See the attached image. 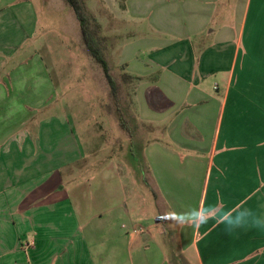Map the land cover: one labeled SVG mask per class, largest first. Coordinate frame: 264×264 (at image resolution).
Instances as JSON below:
<instances>
[{
	"label": "crops",
	"instance_id": "crops-1",
	"mask_svg": "<svg viewBox=\"0 0 264 264\" xmlns=\"http://www.w3.org/2000/svg\"><path fill=\"white\" fill-rule=\"evenodd\" d=\"M48 1L0 0V264H264V227L179 216L219 204L264 224V0H82L119 38L147 173L175 221L173 256L150 231L160 207L133 203L155 220L132 217L110 190L83 223L60 186L78 164L99 172L104 160L90 159L95 137L77 138L60 74L41 54L37 6Z\"/></svg>",
	"mask_w": 264,
	"mask_h": 264
},
{
	"label": "rangeland",
	"instance_id": "rangeland-1",
	"mask_svg": "<svg viewBox=\"0 0 264 264\" xmlns=\"http://www.w3.org/2000/svg\"><path fill=\"white\" fill-rule=\"evenodd\" d=\"M125 3V0H120V5ZM37 9L41 17L40 26H44L45 50L41 54L46 62H54L56 71L60 74V98L64 100L62 102L69 112L77 138L85 146L88 144V137H95L92 143L97 147L94 151L98 154H88V158L90 156L93 160H104L99 172H96L95 167L85 171L86 164H78L81 170L77 174V180L70 181L66 176L60 185L64 187L65 195L76 204L83 223L85 207L96 206L99 194L105 195L110 190L123 192L125 203L130 209L133 203L136 207L143 206L151 211L160 207L161 211L156 213L159 222L150 231L160 237L157 239L158 243L165 248L167 255H175L180 250L170 234L176 231L175 221L167 218V213H164L166 202H161L162 197H156L144 159V147L149 137L144 135L141 138L143 134L132 115L133 82L125 78L126 73L116 64L118 56L115 51L119 38L101 27H93L94 37L101 43L110 74L119 89L118 98H115L101 66L93 60L83 44L79 21L67 0H49L45 5L37 6ZM110 24V27H116L115 22ZM118 114L123 115L129 132L122 127ZM143 129L147 130L142 126ZM154 137L157 134H150L151 139ZM138 214L133 209L130 210L132 217L137 215L155 220L154 213Z\"/></svg>",
	"mask_w": 264,
	"mask_h": 264
},
{
	"label": "trees",
	"instance_id": "trees-1",
	"mask_svg": "<svg viewBox=\"0 0 264 264\" xmlns=\"http://www.w3.org/2000/svg\"><path fill=\"white\" fill-rule=\"evenodd\" d=\"M67 2L75 11L77 19L80 22L81 34L85 48L89 51V54L91 55L93 60L101 66L104 75L111 87L112 95L115 98H118L119 89L117 83L110 74L109 63L105 58L103 49L100 47L101 43L99 40H96L92 32L93 27L95 26L96 28H99L101 27L100 24L97 22L95 17L88 12L86 5L82 0H67ZM125 78H127V80L133 79L129 75H125ZM118 115L120 116L119 120L122 127L124 128V130L129 132L127 123L125 122L123 115Z\"/></svg>",
	"mask_w": 264,
	"mask_h": 264
},
{
	"label": "clouds",
	"instance_id": "clouds-1",
	"mask_svg": "<svg viewBox=\"0 0 264 264\" xmlns=\"http://www.w3.org/2000/svg\"><path fill=\"white\" fill-rule=\"evenodd\" d=\"M179 216L184 224L193 227L205 224L209 219L215 220L218 224H225L229 230L246 226L264 227V224L254 223L251 220L245 222L243 214L232 215L231 212H225L219 204L209 205L203 211L190 210L187 213L179 214Z\"/></svg>",
	"mask_w": 264,
	"mask_h": 264
}]
</instances>
